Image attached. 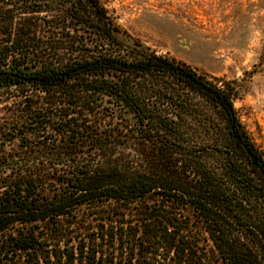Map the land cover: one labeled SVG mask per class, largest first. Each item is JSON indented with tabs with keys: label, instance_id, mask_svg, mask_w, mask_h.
I'll use <instances>...</instances> for the list:
<instances>
[{
	"label": "trees",
	"instance_id": "trees-1",
	"mask_svg": "<svg viewBox=\"0 0 264 264\" xmlns=\"http://www.w3.org/2000/svg\"><path fill=\"white\" fill-rule=\"evenodd\" d=\"M0 4V264H102L94 240L50 236L108 201L143 206L141 239L165 241L164 262L201 264L189 210L221 264H264V155L231 82L131 39L100 0Z\"/></svg>",
	"mask_w": 264,
	"mask_h": 264
},
{
	"label": "rangeland",
	"instance_id": "rangeland-1",
	"mask_svg": "<svg viewBox=\"0 0 264 264\" xmlns=\"http://www.w3.org/2000/svg\"><path fill=\"white\" fill-rule=\"evenodd\" d=\"M100 2L131 39L157 54L183 61L200 73L231 82L236 91L234 107L264 155V0ZM3 112L0 107V116ZM43 193L51 195L47 189ZM146 200L145 205H149L150 199ZM145 211L136 203L123 206L108 201L95 206L83 205L73 215L60 218L67 234L59 237L52 233L50 237L55 240L51 243H60V247L67 244L75 249L79 242L94 240L97 249L103 251L102 264H109V257H114V263L118 264H138L155 255L159 262L152 260L154 264H170L169 257L165 262L161 258L166 253L172 255L165 241L160 243L158 238H153L148 243L143 241L145 237L141 239V213ZM181 215L178 218L183 221L181 233L198 251L201 264H221L197 219L189 210H182ZM21 263L18 255H13L7 264ZM172 264L177 263L172 261Z\"/></svg>",
	"mask_w": 264,
	"mask_h": 264
}]
</instances>
